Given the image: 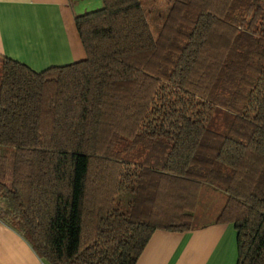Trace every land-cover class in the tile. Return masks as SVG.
Returning a JSON list of instances; mask_svg holds the SVG:
<instances>
[{
    "label": "trees",
    "instance_id": "obj_1",
    "mask_svg": "<svg viewBox=\"0 0 264 264\" xmlns=\"http://www.w3.org/2000/svg\"><path fill=\"white\" fill-rule=\"evenodd\" d=\"M73 23L83 60L0 58V223L48 264H134L207 189L235 264H264V0H100Z\"/></svg>",
    "mask_w": 264,
    "mask_h": 264
},
{
    "label": "crops",
    "instance_id": "obj_2",
    "mask_svg": "<svg viewBox=\"0 0 264 264\" xmlns=\"http://www.w3.org/2000/svg\"><path fill=\"white\" fill-rule=\"evenodd\" d=\"M100 0H0V58L33 71L84 59L75 15ZM235 230L230 223L193 225L189 230H154L134 264H235ZM0 264H48L0 223Z\"/></svg>",
    "mask_w": 264,
    "mask_h": 264
},
{
    "label": "rangeland",
    "instance_id": "obj_3",
    "mask_svg": "<svg viewBox=\"0 0 264 264\" xmlns=\"http://www.w3.org/2000/svg\"><path fill=\"white\" fill-rule=\"evenodd\" d=\"M163 8L162 3H158ZM222 197L211 190L203 191L200 195L197 207L193 211L191 218L192 225H201L204 221L212 220L216 217L218 209L223 203Z\"/></svg>",
    "mask_w": 264,
    "mask_h": 264
}]
</instances>
